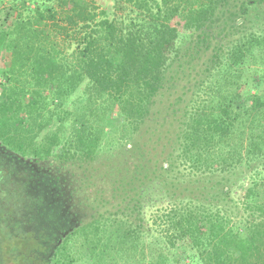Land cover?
I'll list each match as a JSON object with an SVG mask.
<instances>
[{"label":"trees","instance_id":"16d2710c","mask_svg":"<svg viewBox=\"0 0 264 264\" xmlns=\"http://www.w3.org/2000/svg\"><path fill=\"white\" fill-rule=\"evenodd\" d=\"M2 51L0 264H264V0H0Z\"/></svg>","mask_w":264,"mask_h":264},{"label":"rangeland","instance_id":"374dc122","mask_svg":"<svg viewBox=\"0 0 264 264\" xmlns=\"http://www.w3.org/2000/svg\"><path fill=\"white\" fill-rule=\"evenodd\" d=\"M96 2V4L108 11L111 10L112 8V0H94ZM8 61V55L6 52L2 51L0 53V66H3L4 64L6 65ZM129 146H127L128 148ZM150 239V238H149ZM146 239V242H150L151 245H154V243L157 241V239L155 237L151 238L150 240ZM150 248V247H149ZM155 246H151V249H154ZM149 250H146V252H148Z\"/></svg>","mask_w":264,"mask_h":264}]
</instances>
